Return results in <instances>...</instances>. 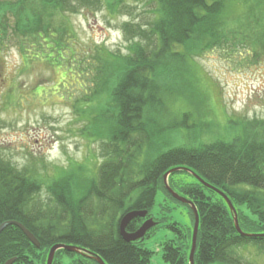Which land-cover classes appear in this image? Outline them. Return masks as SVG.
<instances>
[{
  "label": "trees",
  "instance_id": "obj_1",
  "mask_svg": "<svg viewBox=\"0 0 264 264\" xmlns=\"http://www.w3.org/2000/svg\"><path fill=\"white\" fill-rule=\"evenodd\" d=\"M96 1L0 0V49L13 38L21 43L24 37L33 36L34 44L40 47L36 57L46 58L53 65L54 47L61 42L54 40L56 30L47 18ZM99 1L100 6L105 3L115 12L125 9L129 2ZM227 1L149 0L156 5L153 21L145 26L134 22L123 25L124 34L137 40L132 41L129 54L111 52L112 61L106 65L109 76L116 72L114 82L108 81V111L114 108L115 115L112 120H106L107 115L95 117V136L104 138L105 148V159L96 172L63 171L46 186L48 202L43 203L38 198L43 188L39 176L0 157V224L17 220L41 244L37 248L18 226L9 225L0 234V264L11 258H16L14 264H46L50 249L59 243L94 252L106 264H151L154 253L145 246L146 239L127 242L120 233V222L130 211L148 210L153 217L151 210L161 189L166 196L187 205L192 217L187 230L178 223L171 224L178 237L162 243L163 259L170 264H190L194 212L170 194L164 181L165 174L177 167L192 169L225 192L237 211L241 229L255 234L238 233L234 215L220 194L187 170L173 172L168 177L169 185L192 200L199 212L195 264H249L236 251L247 244L264 252V121L250 128L243 126V134L232 139L182 146L168 144L162 138L167 129L190 128L191 114H184L179 124L173 119L170 125L169 118L163 128L152 122L155 115H165L168 110L164 99L173 94L171 83L176 82L177 75L190 87L180 84L185 93L201 94L199 79L189 72L188 65L204 45L221 40L220 31L225 30L228 18L242 21L243 16L227 11ZM214 36L219 40H212ZM63 50L57 49L61 57ZM190 93L184 96L192 98ZM179 173L191 175L194 181L177 178ZM144 221L133 219L127 231H136ZM63 253L80 255L81 264H99L94 258L66 249L56 252L53 264H61L58 257Z\"/></svg>",
  "mask_w": 264,
  "mask_h": 264
},
{
  "label": "rangeland",
  "instance_id": "obj_2",
  "mask_svg": "<svg viewBox=\"0 0 264 264\" xmlns=\"http://www.w3.org/2000/svg\"><path fill=\"white\" fill-rule=\"evenodd\" d=\"M97 2L81 4L77 11L53 12V17L47 18L56 30L54 40L61 42L54 44L53 65L36 57L40 47L33 36L24 37L21 43L13 38L0 49V157L39 176L43 188L38 198L43 203L48 202L46 186L63 171L81 169L92 174L105 159L104 138L95 136V117L107 115L106 120H112L115 115L114 108L108 111L109 88L116 74L109 76L106 68L112 61L110 53L129 54L128 48L137 40L124 34L125 23L145 26L156 17V5L149 0H129L118 12ZM227 3V11L243 16L242 21L228 18L225 30L220 31L221 40L214 36L212 40L219 41L204 45L188 65L189 72L199 79L201 94L187 91L192 98L184 96L187 93L180 84L190 87L177 75L178 84L170 82L173 94L164 99L168 110L152 121L163 128L167 119L170 125L173 119L179 124L184 114H191L190 128L167 129L168 135L162 139L168 144L232 139L243 134V126L250 128L264 121V0ZM59 48L64 49L63 57ZM177 178L194 181L187 173H179ZM151 214L161 221L144 239L154 253L151 264H170L163 259L162 243L178 237L172 223L184 230L192 226L189 208L161 189ZM236 251L243 262L264 264V252L254 244ZM79 257L63 253L58 258L61 264H81Z\"/></svg>",
  "mask_w": 264,
  "mask_h": 264
},
{
  "label": "water",
  "instance_id": "obj_3",
  "mask_svg": "<svg viewBox=\"0 0 264 264\" xmlns=\"http://www.w3.org/2000/svg\"><path fill=\"white\" fill-rule=\"evenodd\" d=\"M179 170L189 171L204 186H206L210 189H213L214 191H216L218 194H220L225 199V201L229 205V207H230V209L234 215L235 226H236V229H237L239 234L245 235V236H255V234L246 233L241 229V227L239 225L237 211H236L232 201L230 200L229 196L225 192H223L222 190L218 189L217 187L211 185L210 183L206 182L199 174H197L192 169L185 168V167H177V168L171 169L164 176V181H165V185H166L167 190L170 192V194L174 198H176L180 202L190 205L193 209L194 216H195L194 229H193V235H192V248H191L190 257H189L190 264H195V252L197 249V237H198V230H199V224H200V217H199V212H198V209H197L195 203H193L192 200L178 194L168 183L169 175L172 174L173 172H176ZM148 215H149L148 210H145V211H130L123 216V218L121 219V222H120V233H121L122 237L127 242H135L138 240H144L146 238L147 233L153 227H155L158 224V222L155 221L154 218H148L144 221V223L135 232L127 231L126 227L133 219H135L137 217L146 218ZM9 225L18 226L24 232L26 237L31 241V243H33L37 248L41 247V244H40L39 240L35 237V235L24 224H22L21 222H19L17 220L5 221L2 224H0V234ZM60 249H66L69 251L78 252V253H81L85 256L94 258L99 264H106L105 261L96 253L88 251V250H82L80 247L72 246V245H68V244H64V243H59V244H55L52 246V248L50 249L46 264H53L55 254ZM15 261H16V258H11L8 261H6L5 264H14Z\"/></svg>",
  "mask_w": 264,
  "mask_h": 264
},
{
  "label": "flooded vegetation",
  "instance_id": "obj_4",
  "mask_svg": "<svg viewBox=\"0 0 264 264\" xmlns=\"http://www.w3.org/2000/svg\"><path fill=\"white\" fill-rule=\"evenodd\" d=\"M148 218H151V216L148 215V216L145 218V220L148 219ZM152 218H153V217H152ZM154 220H155V219H154ZM155 221H157V220H155ZM157 222H158V221H157ZM158 223H159V222H158ZM153 228H154V227H153ZM134 232H135V231H134ZM147 234H148V233H147ZM147 237H148V235H146V238H145V239H147Z\"/></svg>",
  "mask_w": 264,
  "mask_h": 264
}]
</instances>
